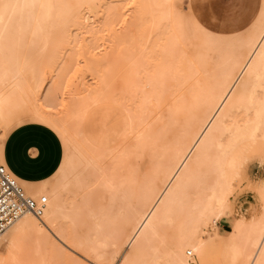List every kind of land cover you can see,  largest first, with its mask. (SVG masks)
<instances>
[{
    "label": "snow or ice",
    "instance_id": "1",
    "mask_svg": "<svg viewBox=\"0 0 264 264\" xmlns=\"http://www.w3.org/2000/svg\"><path fill=\"white\" fill-rule=\"evenodd\" d=\"M257 5L249 18L224 17L221 0L133 3L125 16L132 18L127 54L100 69L89 66L93 90L69 99L68 88L47 77L44 54L83 27L84 10L94 5L0 0V84L22 98L13 104L0 95V131L7 137L23 125H47L64 149L49 184L61 203L35 217L28 213L34 230L20 223L25 213L18 215L0 239L6 248L0 264H264V181L246 183L242 175L250 160L264 167V139L258 153L245 152L229 164L221 159L239 143L257 139L254 129L242 136V125L258 124L264 133V3ZM224 52L232 72L244 69L227 94L211 93L213 104L228 103L216 106L219 115L201 129L195 151L185 153L183 171L177 169L175 185L153 202L154 210L114 227L116 202L126 198L135 176L133 160L155 150L172 119L170 92L181 80L206 75ZM121 142L124 147L115 149ZM209 186L211 198L201 199ZM249 192L254 199L245 198ZM222 221L230 234H220ZM212 250L224 258L210 259Z\"/></svg>",
    "mask_w": 264,
    "mask_h": 264
},
{
    "label": "bare ground",
    "instance_id": "2",
    "mask_svg": "<svg viewBox=\"0 0 264 264\" xmlns=\"http://www.w3.org/2000/svg\"><path fill=\"white\" fill-rule=\"evenodd\" d=\"M76 2L93 4V8L87 9L89 12L95 9L96 0H76ZM262 3H264V0ZM252 14V11H249L245 16L250 18ZM83 18L87 21V23L83 27L76 29L86 30L95 38L97 33L93 30L94 28H89V15H87L86 12H84ZM70 39V36L58 39L48 49L47 53L44 54V67L46 69L47 77L49 79H52L53 76L55 77L57 88H59L61 84L69 88V99H71L73 95H85L89 90H93V88H89L86 85L83 71L90 70L89 66L92 68V61H94V56H92L91 51L86 48L87 46L81 45L78 51L73 50L70 46ZM127 45L128 40L125 39L113 51L115 53L103 59H99L98 61H94L97 63L95 64V68L100 69L109 62L115 64L121 57L127 54ZM249 51H255L258 53L259 49L253 48L249 49ZM67 52H69V54L66 57L65 55ZM74 58L76 59L75 61ZM80 58L85 59L84 68L80 66ZM245 59H247V57H245ZM230 62L231 56L228 52L218 54L216 60L206 69V75L201 73L199 76H193L187 82L183 80L179 82L181 87L175 94L173 103L169 106L172 110V119L165 123L161 139L155 150L147 155H141L138 158L140 162H138L139 164L137 163L138 165L134 167V179L125 189L126 198L122 196L116 202L115 213L117 219L113 221L114 227H119L122 220L128 218L135 219L141 212L147 213L154 210L153 202L158 199H163V197L167 195L165 190L175 185V180H171V178L178 176L179 172L177 169L180 168L182 164L187 163L185 160V153L195 151V149L192 148V143L200 138L199 133L201 129L210 127L211 125H209L208 121L214 116L219 115L216 111V106L221 105L222 103H228L227 100L216 99L213 104L211 102L212 91L215 89L216 95L220 97L227 94L229 92V88L227 86L238 82L237 77L242 71H244L242 68H236L235 71L232 72L229 67ZM182 70L184 72L189 71L188 69L184 70V68H182ZM219 87H223V92L219 91ZM61 92L63 91L61 90L60 93ZM0 95L10 98L13 104L21 102L22 99L21 94L18 91L14 92L11 85L0 84ZM53 95H55V93H53ZM253 118L255 119L254 113ZM242 119L246 121V117L242 116ZM213 123H215V121H213ZM253 129L255 130L257 137L254 142H249L247 144L241 142L234 146L233 150L227 152L226 155H221V159L226 164L231 163L233 160L238 161L240 156L245 152L250 153L251 151H260V140L264 139V133L260 131L258 124L246 128L242 125L241 135H250ZM122 147H124L123 142L114 148L119 150ZM3 150L4 139L2 143L0 142L1 161L4 160ZM109 156L111 158H115L112 157L111 153H109ZM144 157L148 160H146L147 166H143L142 164ZM246 165L247 163L242 170V175L245 179L248 178L246 175ZM180 171H183V169L180 168ZM14 176L18 179L21 186L29 195L35 198L47 196L49 204H47L46 208L50 205L61 203L59 196H54L51 188L48 189L44 184L41 185L48 179L40 182H29L18 178L15 174ZM116 179L117 182H119V174ZM260 181H264V176L259 178L256 182H252L251 180L248 182L258 183ZM42 192H48L49 196L47 194H41ZM211 196V186L204 189L201 193V199H210ZM30 214L32 217L36 216L33 213ZM27 217L28 213L21 216L20 223L29 230H34L35 225ZM247 218L250 217H246V219ZM140 219H143V216H140ZM13 226H15V223ZM230 232L231 231H229V234ZM2 237L3 235L0 239ZM37 238L42 239V237L39 236Z\"/></svg>",
    "mask_w": 264,
    "mask_h": 264
},
{
    "label": "rangeland",
    "instance_id": "3",
    "mask_svg": "<svg viewBox=\"0 0 264 264\" xmlns=\"http://www.w3.org/2000/svg\"><path fill=\"white\" fill-rule=\"evenodd\" d=\"M252 1L253 0H221V7H220L221 14L224 17H227L229 15H246L247 12L249 11H252V13L254 14L258 5L254 4L255 7L254 9V7L251 5ZM262 1L263 0H260V2ZM146 2H148V0H96L95 9H93L91 12H89V10L87 11L86 9L84 10V12H86L87 15H89V21H88L89 28H94L93 30L97 33L96 34L97 36L95 35L94 38L92 34L90 32H87L86 30H77L76 28H73L71 30V35H70L71 48L73 50L78 51L81 45L87 46L86 48H88L89 51H91L92 56H94L93 57L94 61H98L99 59H103L115 53L113 51L116 49V47L120 45V43H122V41L127 39L126 33L132 26L131 17L127 21L125 20V16L127 15L128 12L131 11V9L128 6L133 3L141 4ZM68 54L69 52H67L65 56L67 57ZM75 60L76 59L74 58V61ZM80 60H81L80 66L84 68L85 59L80 58ZM94 61H92V68H95L96 66L95 64H97ZM186 67L187 66H183L184 70L188 69ZM83 75L86 80V85L89 88H93V74L91 70L83 71ZM180 87L181 85L178 82L174 90L170 92L168 96V101H169L168 107L171 105V103H173L175 94L180 89ZM69 94H70V89L68 88V96ZM64 95H65L64 92L60 93L61 98H63ZM3 139L5 141L6 137L4 133L0 131V141L3 142ZM118 145L120 144L114 145V147ZM250 153H258V152L251 151ZM146 160L147 158L144 157V160L142 162L143 166H147L148 160L147 161ZM138 162H140L139 159H134L132 162L133 166L136 167L139 164ZM246 175L248 177L247 179H245L246 183L249 180H251L252 182H256L257 180H259V178L264 176V167H262L258 161L250 160L247 162L246 165ZM54 176H51L46 182L42 183L41 185L44 184L45 186H47L48 189H50L49 184L51 179L54 178ZM41 194H47L49 196L48 192H42ZM254 196L255 194L250 192L245 194L246 199H254ZM225 224H226L225 221H222L220 224L221 235L229 234V231H231L230 226L226 227ZM71 242L72 241L69 240V243ZM3 254H6V248H3V246L0 245V255ZM209 258L213 260H220L224 257L218 250H212L209 253Z\"/></svg>",
    "mask_w": 264,
    "mask_h": 264
},
{
    "label": "crops",
    "instance_id": "4",
    "mask_svg": "<svg viewBox=\"0 0 264 264\" xmlns=\"http://www.w3.org/2000/svg\"><path fill=\"white\" fill-rule=\"evenodd\" d=\"M254 4L257 0L252 1L253 7ZM63 155V146L47 125L20 126L4 141L3 161L18 178L29 182H40L53 176Z\"/></svg>",
    "mask_w": 264,
    "mask_h": 264
},
{
    "label": "built area",
    "instance_id": "5",
    "mask_svg": "<svg viewBox=\"0 0 264 264\" xmlns=\"http://www.w3.org/2000/svg\"><path fill=\"white\" fill-rule=\"evenodd\" d=\"M0 237L14 224L22 212L38 216L41 209H46L47 196L35 198L21 186L5 162L0 160ZM21 217V216H20Z\"/></svg>",
    "mask_w": 264,
    "mask_h": 264
}]
</instances>
